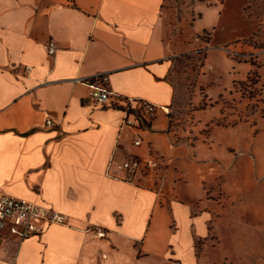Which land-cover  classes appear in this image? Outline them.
I'll return each mask as SVG.
<instances>
[{
    "label": "crops",
    "instance_id": "crops-1",
    "mask_svg": "<svg viewBox=\"0 0 264 264\" xmlns=\"http://www.w3.org/2000/svg\"><path fill=\"white\" fill-rule=\"evenodd\" d=\"M184 11L172 0H0V192L67 215L40 237L6 230L0 264H199L212 215L187 191L196 162L175 150L170 115L157 109L136 146L123 111L74 81L107 73L119 95L170 109L173 58L201 48ZM150 152L163 156L155 173L106 175L113 156Z\"/></svg>",
    "mask_w": 264,
    "mask_h": 264
},
{
    "label": "rangeland",
    "instance_id": "rangeland-1",
    "mask_svg": "<svg viewBox=\"0 0 264 264\" xmlns=\"http://www.w3.org/2000/svg\"><path fill=\"white\" fill-rule=\"evenodd\" d=\"M172 1L201 45L173 58L168 113L175 150L196 162L187 191L212 215L198 262L264 264V0Z\"/></svg>",
    "mask_w": 264,
    "mask_h": 264
},
{
    "label": "built area",
    "instance_id": "built-area-1",
    "mask_svg": "<svg viewBox=\"0 0 264 264\" xmlns=\"http://www.w3.org/2000/svg\"><path fill=\"white\" fill-rule=\"evenodd\" d=\"M48 54L53 56L57 51L56 43L50 40L45 46ZM108 74L76 78L74 81L88 86L93 101L101 106L120 108L124 117L120 131L124 128L135 130L134 145L142 143V133L151 128L150 121L157 109L169 113V107L156 106L141 98H128L113 91L108 83ZM49 126L52 125L48 121ZM160 167L158 160L152 156L131 157L118 161L114 156L109 160L106 175L112 179L133 181L137 175H151ZM67 215L52 208L37 204L25 198H16L0 192V241L7 230L21 241L31 237H40L45 228L52 224H65ZM89 230L98 237H105L106 232L98 226Z\"/></svg>",
    "mask_w": 264,
    "mask_h": 264
}]
</instances>
